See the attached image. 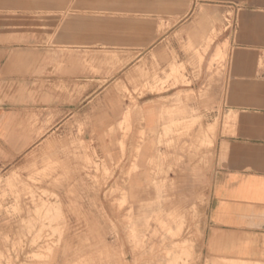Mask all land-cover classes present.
I'll list each match as a JSON object with an SVG mask.
<instances>
[{"label": "rangeland", "instance_id": "374dc122", "mask_svg": "<svg viewBox=\"0 0 264 264\" xmlns=\"http://www.w3.org/2000/svg\"><path fill=\"white\" fill-rule=\"evenodd\" d=\"M35 1L0 8V79L13 82L14 107L26 114L19 115L17 161L0 171V264H261L207 257L211 195H169L176 190L169 175L183 177L172 165L207 167L215 126L193 136L196 120L170 140L169 125L143 128L142 102L192 84L186 69L131 68L135 56L116 52L151 41L93 39L102 23H87L85 0L57 9ZM117 67L127 70H102ZM43 89L59 94L63 118L72 112L75 121L34 144L37 113L22 110L23 98L29 94L35 105ZM207 96L202 89L185 99ZM217 123L228 134L224 113ZM95 126H109L108 134Z\"/></svg>", "mask_w": 264, "mask_h": 264}, {"label": "crops", "instance_id": "0c3cea01", "mask_svg": "<svg viewBox=\"0 0 264 264\" xmlns=\"http://www.w3.org/2000/svg\"><path fill=\"white\" fill-rule=\"evenodd\" d=\"M35 2L50 9L78 7V0ZM13 3L0 0V8L11 9ZM82 7L91 14L87 23H102L93 39L151 41L116 52L135 56L129 67L144 65L145 71L167 75L180 66L186 69L192 84L174 86L142 102L143 128L154 132L169 125L170 140L177 127L188 128L197 120L190 134L202 138V130L215 126L217 141L206 168L172 165L182 169L183 177L169 175L176 185L169 195H211L203 249L207 257L264 264V0H85ZM14 88L11 80L0 79V171L12 166L15 153L22 150L15 137L19 115L25 120L26 114L14 107L20 102ZM202 89H208L205 100L185 99ZM31 98L24 96L22 110L37 113L32 136L39 139L34 144L45 143L46 137L59 135L65 123L75 121L72 112L63 118L59 94L39 90L35 105ZM223 113L229 127L225 136L217 123ZM95 129L105 135L109 126Z\"/></svg>", "mask_w": 264, "mask_h": 264}]
</instances>
